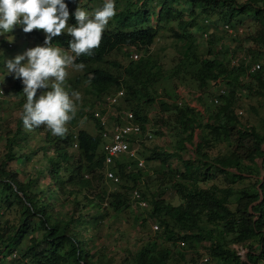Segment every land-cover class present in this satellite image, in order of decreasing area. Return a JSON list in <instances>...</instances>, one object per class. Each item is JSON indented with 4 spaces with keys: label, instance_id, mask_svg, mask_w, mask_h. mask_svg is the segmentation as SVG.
I'll list each match as a JSON object with an SVG mask.
<instances>
[{
    "label": "trees",
    "instance_id": "obj_1",
    "mask_svg": "<svg viewBox=\"0 0 264 264\" xmlns=\"http://www.w3.org/2000/svg\"><path fill=\"white\" fill-rule=\"evenodd\" d=\"M120 1L123 6H115L117 11L111 18L112 25L103 32L100 45L90 55L81 54L74 61V64L82 63L87 68L83 74L66 79L65 87L72 92L73 85L88 83L94 104L105 102L108 97L124 90L114 107L133 111V122L142 129L136 143L138 147L134 148L137 149V158L144 162L160 159L165 163L168 156H179L176 152L159 151L144 158V149L141 150L142 144L146 150L147 145L141 136L149 132L147 128L153 104L158 102L164 112H173L163 124L172 133L179 134V144L184 145V140L193 143L195 161L198 160L194 166L195 173H181L190 181L188 184L180 180L172 184L183 200L174 205L165 198V188L160 192L149 189L148 185L143 188L140 184L144 183L145 164L139 166L137 160L122 157L114 163L105 162L104 145L109 137L103 135V129L125 124L121 115L110 112L104 126L99 124L91 111L97 134L84 128L52 138L47 129L44 144L41 143L34 154L35 158L42 152L37 158L41 167H32L31 172L24 170L28 162L33 161V156L23 149L22 141L28 136L22 120L19 117L13 129L8 119L5 126L0 122V142L5 141L4 152L0 154V263L3 262L2 254L9 253L14 259L13 264H114L105 247L96 246L93 236L85 235L84 229L94 226L97 217L83 210L88 205L94 206L96 201L106 199V195L118 210L129 206L132 200L140 206L128 195L136 188L148 201L147 207H140L149 208V216L159 222L163 231L132 251V256L126 257L125 262L120 264H170L177 245L182 248L177 250V255L186 264H199L198 259L188 260L187 255L188 250L198 253L197 246L203 241L210 243L209 256L217 263L264 264V178L239 189L232 185L221 187L214 181L219 171L245 179L241 168L246 160L257 163L259 158H263L264 167V133L254 126H245L235 110L240 89L252 96L264 97V54L261 50L252 49L250 52L252 63L262 64L257 71L250 72V66L244 59L232 65V58L224 61L218 57L215 35H209L205 30L206 25H213L221 16L226 17L225 24L234 27L236 17L252 13L259 18L262 26L252 38L264 48V0H116ZM66 3L69 9L72 0H66ZM164 27L169 28L176 38L190 43L184 60L189 63L194 57L191 54L200 44L196 33L208 32L207 55L201 57L190 74L202 88L209 87L212 81H227L229 92L218 95L222 101L208 110L207 122H203L200 112L190 105H168L165 100L158 99L157 84L171 76L150 50L159 30ZM69 39L70 35L62 32L53 37L52 43L68 47ZM126 47H135L144 54L138 60L131 57L126 62L109 60L110 54ZM174 72L176 75L188 73L181 66ZM8 87L20 98L26 99L20 79H13ZM9 90L7 93H10ZM71 121L74 125L77 118ZM197 128L201 129L200 142L194 144ZM150 135L152 138L153 135ZM233 137L236 138V148L229 155L211 159L204 151L209 145L234 143ZM50 147L54 148L52 154L47 153ZM16 161L24 165L22 170L13 167ZM232 168L238 172H230ZM108 170L116 172L119 181L108 177ZM22 171L25 174L22 175ZM254 174L260 175V167ZM46 180L50 183L46 184ZM107 182L115 185V190L109 191L106 186H100ZM98 186L102 192L97 191ZM53 194H56L54 200L49 198ZM236 195V201L232 202ZM69 199L73 209L63 212L62 207ZM15 204L20 209L16 225L5 218L6 212L11 211ZM53 205L62 209L57 210ZM30 232L34 233L30 244L21 250L16 245ZM237 246L247 250L245 259L240 256Z\"/></svg>",
    "mask_w": 264,
    "mask_h": 264
},
{
    "label": "rangeland",
    "instance_id": "obj_2",
    "mask_svg": "<svg viewBox=\"0 0 264 264\" xmlns=\"http://www.w3.org/2000/svg\"><path fill=\"white\" fill-rule=\"evenodd\" d=\"M240 2H245L246 0H239ZM103 0H72V6L69 8V19L68 24H74L75 18L72 15L74 10L77 7H83L87 11L94 12L95 9L102 5ZM115 6L122 8L123 2H116ZM117 11V9H116ZM241 17H236L234 20L233 33L229 34L224 30L225 16L219 17V21H214L215 23L211 26L206 25L205 30L210 34L215 35L217 40V55L224 61L230 60L235 55H244L250 54L253 50L263 51L264 48L253 40L252 36L257 34L262 26L259 18L254 14L240 15ZM240 18L241 21H238ZM74 20V22H73ZM112 21L110 19L106 29H110ZM36 32V33H35ZM35 32L29 34L25 33L22 30V26H15L10 33L0 36V90L4 89V93L0 95V122L5 126L9 119L10 128L15 129L16 121L19 119L22 113V105L26 99L20 98L15 92L13 93L9 90L8 85L10 86L13 82L14 75L7 73L5 62L8 59L14 58L15 55L22 53L26 50L27 47H33L37 44H42L44 40L45 33L42 29H36ZM13 37L12 40L11 36ZM196 37L199 39L198 47L192 57V62L189 63L188 60L185 62V56L188 51L189 42H186L182 39L176 38L167 27L161 28L158 32V38L155 44L151 47V55L158 58V61L162 64L167 74L171 77L165 80H162L161 83L157 84V92L159 94L158 99L165 100L170 104L177 103L179 106L190 105L198 110L201 114V119L203 122H207L209 119L208 110L215 108L219 103L215 101V98L218 97L220 88H225L227 93L229 92V86L227 81L218 80L212 81L209 87L202 88L199 83L192 77L190 74L194 65L201 59V57L207 55V38L205 37V32L201 31L196 33ZM12 42L14 47H9V43ZM60 47L64 52L68 54H73L70 48H64L58 44H54ZM223 46L222 49H220ZM137 51L135 47L121 48L116 52H113L109 56V60L117 59L121 62H126L131 56H128L129 53ZM140 58L143 56L144 51H138ZM139 58V59H140ZM264 60V59H263ZM80 64H74V62L66 67L67 76L66 79L73 78L77 74H83L84 70L87 68L86 65L83 67L79 66ZM104 65H107L104 63ZM94 66V65H93ZM185 67L187 74L181 73L176 75L175 70L177 68ZM174 74V75H173ZM65 79V81H66ZM65 83V82H64ZM8 87V88H7ZM72 88L74 91L79 92L81 99L76 105V114L74 118H77V123L72 124L70 121L67 125L68 131L71 132L73 129L75 132L80 129H87L90 133L97 134L98 129L94 119L91 118V111L96 108L99 102L93 103L94 100L91 94L88 91V83L86 85L78 84V86L73 85ZM7 90L10 93H7ZM43 89L37 90V95ZM239 96L236 102V113L238 118L245 126H254L259 132L264 133V97L261 96H252L248 91L240 89ZM221 99V98H220ZM94 104V105H92ZM161 105L156 102L153 104V109L150 112L151 122L147 128L149 131L145 133L144 137L146 143L145 146L142 144L141 150L145 152L143 156L146 158V155H151L153 152L167 151V152H176L179 156H168V161L165 163L160 159L150 160L144 162L143 173L144 183L140 185L144 187H149V189L160 192L165 188V198L172 204L178 205L182 202V196L179 195L177 188L172 184L179 182H185L188 184L186 178L181 176L183 172H194V166L197 164L195 161L194 155V146L193 143H190L184 140V145L179 144L177 140L180 139L178 133H172L171 130L166 127L163 123L165 119H169L172 116L173 112H164L161 109ZM107 109V106H105ZM115 110V107H112V111ZM242 111V113H240ZM174 117V115H173ZM8 124V125H9ZM174 125V124H173ZM47 128L45 126H40L33 130H27L24 128V131L27 132V139L22 141L24 145V152L28 153L30 156H33V161L28 162L29 164L25 166V172H31V168L35 167L36 169L41 167L38 157L42 155L40 152L34 158L36 148H40L41 143L45 139V133ZM159 131L160 133H156ZM66 132V133H67ZM149 133L153 135L152 138H149ZM201 129L197 128L195 132V142L197 144L200 142L199 134ZM56 135L51 134V137ZM237 137V136H235ZM233 137L234 143L222 142L214 146H207L204 151L208 153L212 158L218 156H225L232 153L236 148V138ZM137 140L134 139V145L137 146ZM44 144V143H43ZM5 141L0 142V154L4 152ZM54 148L50 147L47 150L48 154H52ZM167 157V155H166ZM145 160V159H144ZM263 158H259L257 163L250 161H245L242 164L243 174L245 179L236 178L233 174L228 175L224 172H218L217 176L214 178V181L221 187L226 186H235L236 189L241 188L243 185H250L254 183L259 178H264V167L262 166ZM13 167H16L19 170H22L24 165L22 163L13 162ZM260 167V175H255L254 172L257 168ZM232 173L238 172L236 168L230 169ZM22 175L25 174L22 171ZM49 180H46V184ZM50 183V182H49ZM45 183H42L44 185ZM98 184V183H96ZM133 185V182H131ZM161 184L162 187H161ZM192 185V184H191ZM109 191L115 190V185H112L110 182L105 183ZM98 186L97 191L102 192L101 187ZM260 187V184L258 185ZM130 191V190H128ZM53 193V191H52ZM54 195V194H53ZM56 195V194H55ZM54 196H49L50 199H55ZM130 198L131 191L128 192ZM107 198H103L101 201H96L95 205H88L83 212L87 214H92L97 217L94 226L84 229L86 236L93 238V243L96 246H104L108 251V254L114 259V264H120V262H125L126 257H131V252L138 250L144 242L149 238L157 237L159 233L163 231L162 226L154 218H151L148 213V209H144L138 206L133 200L128 204L129 206H124L121 210L114 208L111 204V198L106 195ZM95 198V197H94ZM237 195L232 198V202H235ZM96 199V198H95ZM69 202L65 207H62L64 211H71L73 209L72 204ZM54 206V205H53ZM57 210L62 209L61 206H54ZM100 209V211H98ZM20 209L18 204H15L12 207L11 211L6 212V219H8L13 224L19 223ZM159 226V229H154L155 225ZM82 232V231H81ZM33 232L28 233L16 246L18 248L25 249L30 244V237L33 235ZM39 234V233H37ZM92 235V236H91ZM234 246V245H233ZM210 243L208 241H203L198 244L197 252L193 250H188V260L191 258L198 259L199 264H201V259L209 255L208 248ZM174 251V258L170 264H186L177 255V250L182 249L177 245ZM246 249H241L240 256L244 259L246 258L247 253ZM19 256V253H17ZM17 256V257H18ZM3 262L0 264H13L14 259L9 256V253L2 254ZM16 262V261H15ZM219 263V262H218ZM215 260H212V264H218ZM219 264H224L220 262ZM262 264V263H261Z\"/></svg>",
    "mask_w": 264,
    "mask_h": 264
},
{
    "label": "clouds",
    "instance_id": "obj_3",
    "mask_svg": "<svg viewBox=\"0 0 264 264\" xmlns=\"http://www.w3.org/2000/svg\"><path fill=\"white\" fill-rule=\"evenodd\" d=\"M115 13V0H103L102 5L91 13L77 7L72 13L75 23L68 24L66 0H0V36L10 33L15 26H22L29 34L36 29L45 33L42 44L27 47L5 62L7 73L13 74L24 85L22 92L26 100L20 118L25 129L33 130L43 125L53 135L62 137L66 134L81 99L79 92H69L65 87L66 67L81 54L90 55L100 45L102 34ZM62 32L70 35L68 47L73 54L52 43L53 37ZM9 47L14 44L10 42ZM38 89H43L39 95ZM3 93L4 89H1L0 95Z\"/></svg>",
    "mask_w": 264,
    "mask_h": 264
},
{
    "label": "built area",
    "instance_id": "obj_4",
    "mask_svg": "<svg viewBox=\"0 0 264 264\" xmlns=\"http://www.w3.org/2000/svg\"><path fill=\"white\" fill-rule=\"evenodd\" d=\"M224 30L232 34L233 33V26L228 24H224ZM205 37H208V32L205 33ZM131 58L133 60H138L140 58V54L138 51H133L131 54ZM242 59H244L247 64L250 66V72H254L259 70L262 67L261 62H255L252 63V56L250 54H244V55H235L231 59L232 65L238 64ZM227 93V90L225 88H220L218 95H224ZM124 90L118 91V93L112 97H108L107 101L103 102L102 105L99 108H96L94 111V117L97 118L99 121V124H102L106 126L107 118L110 112H112L114 115H121V117L126 121L125 124L119 125L115 124L112 128L104 127L103 129V135L105 137H109V140L104 145V151H105V162L107 164L114 163L117 158H130L131 160H137L138 165L142 166L144 164V161L137 158V149L134 148L135 145H133L132 142H134V139L137 140L138 137L142 134V129L139 124L133 122L134 113L133 111L129 109H117L115 108L114 111H112V107L115 103L118 102L119 98L123 96ZM220 97L218 96L215 98V101L217 103L220 102ZM107 106V109L105 108ZM119 111V112H118ZM242 113V111H240ZM149 138L151 137L148 136ZM108 177L112 178L114 181H119V176H117L116 172L113 170L107 171ZM132 198L142 207L148 206V201L143 197V193L139 190L134 188L131 191ZM159 226L156 224L154 226V229H158ZM183 244V242H182ZM239 250V254H241L240 250L245 249L241 246H237ZM247 252V251H244ZM242 255V254H241ZM201 264H212V260L209 255L205 256L201 259Z\"/></svg>",
    "mask_w": 264,
    "mask_h": 264
}]
</instances>
